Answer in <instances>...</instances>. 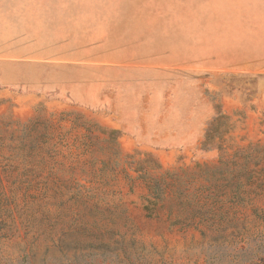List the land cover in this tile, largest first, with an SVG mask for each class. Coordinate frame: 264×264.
Here are the masks:
<instances>
[{"label": "rangeland", "instance_id": "rangeland-1", "mask_svg": "<svg viewBox=\"0 0 264 264\" xmlns=\"http://www.w3.org/2000/svg\"><path fill=\"white\" fill-rule=\"evenodd\" d=\"M0 264H264V0H0Z\"/></svg>", "mask_w": 264, "mask_h": 264}]
</instances>
